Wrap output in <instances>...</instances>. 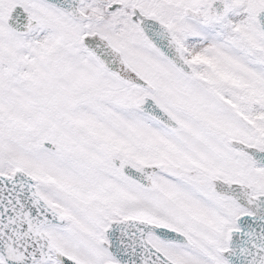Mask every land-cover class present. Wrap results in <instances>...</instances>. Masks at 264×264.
I'll return each instance as SVG.
<instances>
[{
  "label": "snow or ice",
  "instance_id": "6c2138e0",
  "mask_svg": "<svg viewBox=\"0 0 264 264\" xmlns=\"http://www.w3.org/2000/svg\"><path fill=\"white\" fill-rule=\"evenodd\" d=\"M0 264H264V0H0Z\"/></svg>",
  "mask_w": 264,
  "mask_h": 264
}]
</instances>
